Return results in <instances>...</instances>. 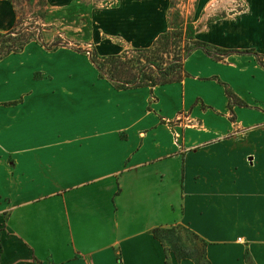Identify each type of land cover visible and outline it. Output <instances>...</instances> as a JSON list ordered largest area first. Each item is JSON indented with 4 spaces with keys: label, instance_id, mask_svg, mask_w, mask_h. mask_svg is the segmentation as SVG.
Returning <instances> with one entry per match:
<instances>
[{
    "label": "crops",
    "instance_id": "obj_1",
    "mask_svg": "<svg viewBox=\"0 0 264 264\" xmlns=\"http://www.w3.org/2000/svg\"><path fill=\"white\" fill-rule=\"evenodd\" d=\"M243 1L198 33L228 55L192 52L179 82L121 90L35 40L0 60V264H196L156 235L172 226L208 264H264V0ZM45 2H108L91 21L110 56L170 30L171 0ZM17 21L0 0V40Z\"/></svg>",
    "mask_w": 264,
    "mask_h": 264
},
{
    "label": "rangeland",
    "instance_id": "obj_2",
    "mask_svg": "<svg viewBox=\"0 0 264 264\" xmlns=\"http://www.w3.org/2000/svg\"><path fill=\"white\" fill-rule=\"evenodd\" d=\"M94 5L107 6L108 2L77 5L70 11H60L58 13L50 12L46 5L44 6L38 0L25 2L24 7L16 6L20 22L19 28L25 29L24 32L26 33H21L20 36L7 35L4 47L12 48L20 43L22 38L28 39L30 37L32 40L43 44L47 49L67 47L74 52L86 55L91 61L108 57L103 55L105 53L111 54L110 46L114 47L113 44L115 43L112 41L102 43L93 31L91 15ZM249 10L250 4L243 0H171L170 27L173 33L171 50L174 52L171 58H174V64H178L176 71L182 73L181 69L185 55L195 47V41L192 38L201 40L202 35L200 36L198 33L208 24L222 27L229 21L231 23L233 21L237 22ZM96 39H98L100 45L103 44L101 46L102 56L97 51L94 42ZM117 39L115 38L118 42ZM120 44L118 42V45ZM206 44L211 46L207 49L213 57L223 59L228 55L227 50L210 43ZM124 47L120 48L123 51L121 54L128 50H134L132 48L124 49ZM179 59L180 61H176ZM156 235L166 246V249L173 252L179 259L190 258L196 264H208L204 255L205 245L198 240L189 228L172 226L158 230Z\"/></svg>",
    "mask_w": 264,
    "mask_h": 264
},
{
    "label": "trees",
    "instance_id": "obj_3",
    "mask_svg": "<svg viewBox=\"0 0 264 264\" xmlns=\"http://www.w3.org/2000/svg\"><path fill=\"white\" fill-rule=\"evenodd\" d=\"M15 6L24 7L25 2L30 0H10ZM34 1V0H31ZM44 6L47 5L45 0H38ZM20 22L17 21L16 28L6 35H1L0 40V60L11 53L22 51L25 46L32 41V38H22L21 42L12 48L4 47L7 35H18L24 32L25 29L19 28ZM173 33L170 30L162 34L150 48L128 50L123 54L111 55L108 57L99 58L98 61L92 60L93 64L98 69L100 76L112 82L116 88L121 90L134 89L141 87H154L158 85H165L173 82L182 81L184 72V61L196 50H204L211 54L207 49L208 44L195 40V47L190 49L185 55L182 73L176 71L178 64H174L172 59L171 48ZM23 37V36H22ZM258 61L264 66V57L257 55ZM181 58V57H180ZM176 61H180L176 60Z\"/></svg>",
    "mask_w": 264,
    "mask_h": 264
}]
</instances>
